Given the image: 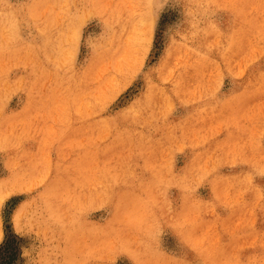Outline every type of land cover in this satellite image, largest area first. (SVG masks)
Masks as SVG:
<instances>
[{"label":"rangeland","instance_id":"obj_1","mask_svg":"<svg viewBox=\"0 0 264 264\" xmlns=\"http://www.w3.org/2000/svg\"><path fill=\"white\" fill-rule=\"evenodd\" d=\"M0 264H264V0H0Z\"/></svg>","mask_w":264,"mask_h":264}]
</instances>
